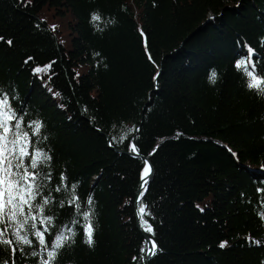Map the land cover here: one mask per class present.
Wrapping results in <instances>:
<instances>
[{
    "label": "trees",
    "instance_id": "1",
    "mask_svg": "<svg viewBox=\"0 0 264 264\" xmlns=\"http://www.w3.org/2000/svg\"><path fill=\"white\" fill-rule=\"evenodd\" d=\"M245 61L264 76V0H0V96L52 157L45 239L75 233L53 264H264V95ZM30 239L0 260L40 264Z\"/></svg>",
    "mask_w": 264,
    "mask_h": 264
},
{
    "label": "snow or ice",
    "instance_id": "2",
    "mask_svg": "<svg viewBox=\"0 0 264 264\" xmlns=\"http://www.w3.org/2000/svg\"><path fill=\"white\" fill-rule=\"evenodd\" d=\"M92 20L98 21L100 16L94 14ZM237 67L248 77L246 86L264 95V76L255 74V66L249 70V61H245L243 64H237ZM36 71L41 72L44 69L37 68ZM210 81L212 83L216 81L214 70L211 72ZM41 127L42 124L39 121H33L28 125L32 135L35 136H40ZM131 151L139 154L135 144L131 146ZM51 159L52 157L46 152L34 147L32 136L29 131L24 130L22 119L18 118L11 109L8 97L0 96V245L10 250L11 257H15L17 251L23 253V246L32 245L31 234L39 242L41 249L40 252L33 251L31 255L40 256V264H53L59 249L75 235L71 228L66 227V231L55 235L50 247L45 239V233L48 232L53 221L51 216H44L43 212L44 206L51 201L48 198H42V204L34 202L40 196V185L37 183L40 173L37 169ZM144 163L141 187L143 191H147V178L151 175V165L147 160ZM59 190V188L56 189V191ZM76 199L78 198H73V203ZM138 199H143V192ZM87 204H92L90 197ZM146 210L147 205L141 204L139 207L140 220L144 231L152 235L146 238L147 247L142 251L148 256H155L157 245L152 238L154 229L144 219L145 215H150ZM90 217L91 212L84 213V220L87 221L83 226L86 235L85 242L89 247L94 244V229ZM37 222L42 228L38 227ZM224 246L225 244H221V247ZM0 264H9V262L0 260ZM11 264H16L15 259H11Z\"/></svg>",
    "mask_w": 264,
    "mask_h": 264
},
{
    "label": "water",
    "instance_id": "3",
    "mask_svg": "<svg viewBox=\"0 0 264 264\" xmlns=\"http://www.w3.org/2000/svg\"><path fill=\"white\" fill-rule=\"evenodd\" d=\"M137 147V146H136ZM137 149H138V147H137ZM138 153L139 154H137L138 156H141V154H140V152H139V149H138ZM145 160H147V162L151 165V175L148 177V183H150L151 181H152V179H153V177H154V175H155V169H154V166H153V164H152V162H151V160H150V158L148 157V156H144L143 157ZM147 183V184H148ZM143 184V181H142V179H141V185ZM142 190V187L140 188V191ZM145 236H146V238L149 236L148 234H146L145 233ZM152 256H148V258L150 259Z\"/></svg>",
    "mask_w": 264,
    "mask_h": 264
},
{
    "label": "bare ground",
    "instance_id": "4",
    "mask_svg": "<svg viewBox=\"0 0 264 264\" xmlns=\"http://www.w3.org/2000/svg\"><path fill=\"white\" fill-rule=\"evenodd\" d=\"M142 176V175H141ZM148 179V178H147Z\"/></svg>",
    "mask_w": 264,
    "mask_h": 264
}]
</instances>
